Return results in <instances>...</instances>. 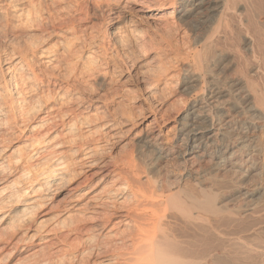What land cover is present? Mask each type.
<instances>
[{"label": "bare ground", "instance_id": "6f19581e", "mask_svg": "<svg viewBox=\"0 0 264 264\" xmlns=\"http://www.w3.org/2000/svg\"><path fill=\"white\" fill-rule=\"evenodd\" d=\"M1 3V27L22 43L0 52V264H22L29 257L17 256L25 251L20 244L31 229V211L79 175L108 171L102 139L92 138L106 124L92 127L96 118L84 119L78 133L71 99L61 98L69 88L43 96L44 82L30 59L37 55L60 67L56 51L43 46L48 26L57 37L69 35L61 38L66 66L80 65V73L92 77L102 63L76 36L75 18L44 17L38 0ZM155 3L171 19L167 28L179 36L192 33L191 40L169 39L155 48L165 56L156 63L158 82L170 86L172 70L180 67L185 75L179 86L189 98L176 112L170 143L156 131L137 136L125 159L130 162L113 163L107 177L121 178L123 185L101 177L97 183L104 186L91 190L84 204L74 196L63 211L80 217L68 233L106 237L89 238L102 245L105 264H264V0ZM86 46L92 50L82 56ZM165 167L171 170L161 178ZM66 236L55 239L66 242Z\"/></svg>", "mask_w": 264, "mask_h": 264}, {"label": "rangeland", "instance_id": "374dc122", "mask_svg": "<svg viewBox=\"0 0 264 264\" xmlns=\"http://www.w3.org/2000/svg\"><path fill=\"white\" fill-rule=\"evenodd\" d=\"M1 2L2 0H0V4H2ZM38 2L44 17L54 15L53 17L66 20L75 18L73 20H77L75 27L78 30L76 36L80 37V40L84 39L85 44L92 45L91 48L95 51L94 55L96 54L99 63H102L100 69H97L98 73L96 72L92 77L86 75L84 77L80 73V65H76L72 69L70 66L73 65L66 66L68 63L63 61L66 49L61 38L69 35L61 34V38L57 37L52 34V30L48 26L45 27V30H48L47 35L43 33L46 38L48 36L50 38L44 39L43 46L56 51L55 58L58 60L59 64L57 65H60V67L56 66L54 69L52 66L46 65L37 55L30 59L35 65L34 67L40 79L44 82L39 89L43 92V96L47 93L52 97L60 96L61 89L69 88V94L67 93L66 96H61V98L71 99H69L68 106L73 114L75 113V129L80 128V130L77 129L78 133H82L84 129L80 126L85 122L84 119L94 121L93 118H96L97 122L90 123L92 127L106 124L104 129L95 130L92 138L102 139H99V145H102L101 161L107 165L108 171L102 173V170H99L79 175L72 180L73 182L71 181V184L68 183L69 185L66 184L65 187L63 185L52 192L43 207L31 211L29 218L32 226L25 237L22 238L24 243L20 244L25 248V251L20 253L17 258L20 257L21 261V258L29 257L22 264H28L29 262L30 264H56L57 262V264H105L103 260L106 257L102 255V245H94L92 241H89V238L94 236L97 241L104 242L106 237L101 236V233L97 231L77 235L68 233L69 227L77 222L80 215L66 210L68 211V214H65L66 217L63 210L72 204L74 196L79 195L82 197L81 200L78 197V202L84 204L86 199L91 196L92 191H98L100 190L99 187L104 186L105 183H97V180L101 177L106 180L105 182H112L114 187L123 185L124 181L121 178L107 177V173L111 170L110 167L114 162L118 161L119 164L130 162V158H128L129 160L125 159L130 157L137 136L151 134L156 131L160 133L164 142H171L174 135L176 112L179 108H182L183 101L189 97H187V92L179 86L185 75L184 72L182 73V69L179 70L180 67L173 69L174 71L172 70L174 76L170 86L164 87L158 82L157 75L159 72L156 63L158 58L161 60L165 56L156 54L155 48L169 39L170 41L177 39L181 41L189 36L188 40H191L193 36L191 31H185L186 36L180 34V37L174 30L167 28L165 26L166 22L171 19L165 11L157 9L155 0H123L122 3L119 0H38ZM76 3L80 8H77V11H75ZM61 9H63V12H60ZM1 25L0 23V52L9 51L8 46L10 44L20 46L22 40H13L9 32L3 30L4 28ZM41 32L42 30L36 34L39 35ZM198 34H201V31H198ZM70 39H73V37ZM86 48L82 56L92 50L88 49V46ZM57 84L62 85L59 91L56 89ZM52 125L53 123L50 122L47 127L53 128ZM50 131L53 134L56 129L53 128ZM23 140L21 137L20 142ZM79 140L78 143L76 142L74 149L78 147ZM87 141L89 140L87 139ZM87 141L85 140V142ZM12 143L14 145L18 142ZM134 161L136 164L139 162L136 158H134ZM202 166L203 172L201 170V174L205 175L208 170L205 169V165ZM166 168L161 169V178L167 177L164 175V173L167 174V169L171 170ZM86 225L88 228L92 226L90 224ZM57 236L63 238L66 236V242H58L55 239ZM69 245L73 246L70 247ZM56 248L60 249L61 252L63 251V253L57 254L58 256L53 254ZM96 250L101 252L97 251L98 256L95 254Z\"/></svg>", "mask_w": 264, "mask_h": 264}]
</instances>
